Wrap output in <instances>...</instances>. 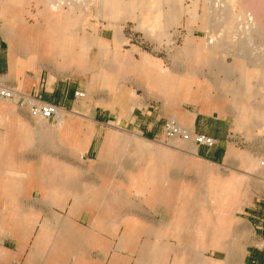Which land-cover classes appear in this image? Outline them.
I'll use <instances>...</instances> for the list:
<instances>
[{"label":"crops","instance_id":"obj_1","mask_svg":"<svg viewBox=\"0 0 264 264\" xmlns=\"http://www.w3.org/2000/svg\"><path fill=\"white\" fill-rule=\"evenodd\" d=\"M108 2L115 10L113 17L118 19L122 13L119 10L125 5L115 0ZM118 31L115 30L116 35ZM70 39L69 35L55 31L43 42L38 35H31L24 43H30L26 55L20 54L23 60H16L11 40L0 27L1 78L60 109L57 126L53 121L36 122L15 106L0 105V264H189V259L198 256V244L201 249L226 251L231 214L223 210L218 213L220 222L214 221L212 181L208 196L201 197L197 194L204 187L197 180L184 181L181 172L171 176L165 169V160L161 166L157 162L137 168L131 155L104 148L131 142L125 138H105L106 143L100 136L102 125L115 116L116 121L125 120L128 124L132 111L128 112L127 107L118 109L132 103L127 89V100L112 95V109L105 113L99 107L90 109L77 104L74 93L80 87L66 81L65 76L58 77L57 71L42 75L17 69L27 63L54 65L58 69L77 63L80 66L64 73L84 76L87 72L96 80V54L94 68L86 69L83 54L79 47L75 49L76 40ZM17 40L21 47L22 38ZM118 43H110L113 74L124 62L126 74L132 76L133 57L125 55L117 63V51L123 50ZM144 74L148 87L159 88L156 93L170 105L179 124L216 139L213 147H196V157L212 164L229 159L231 149L225 137L230 130L225 133L223 118L228 114L234 116L235 122L243 118L251 95L245 90L242 97L238 87L224 83L218 88L222 92L209 96L214 85L200 88L190 75ZM111 79H117V75ZM227 94L229 99L225 98ZM188 103H197L200 111L178 108ZM205 109L216 110L219 116L204 113ZM258 111L246 116L254 127H260L255 118ZM87 119L91 120L89 127ZM150 119L147 127L156 130L158 123ZM259 165L261 170L252 175L260 181L264 178V159L259 160ZM231 178H238L232 191ZM245 183L244 175L227 176L222 182L228 209L231 193L237 195L239 188L244 194ZM260 191L261 187L246 217L253 244L243 254L240 249L230 252L235 264H264V202L259 199ZM222 195L217 197L223 199ZM202 262L207 264L203 259Z\"/></svg>","mask_w":264,"mask_h":264},{"label":"rangeland","instance_id":"obj_2","mask_svg":"<svg viewBox=\"0 0 264 264\" xmlns=\"http://www.w3.org/2000/svg\"><path fill=\"white\" fill-rule=\"evenodd\" d=\"M115 1L125 5L119 10L122 13L116 20L113 17L115 10L108 0H0V27L11 40V52L16 60L22 59L20 54L25 53L30 45L28 42L24 44L25 40H29L31 35H38V40L43 42L53 31L63 36L69 35L70 41L76 40L75 49L79 47L83 54L86 69L94 68L96 54L97 81L93 74L87 72L86 76L64 73L80 66L77 63L75 66L62 67L64 69L54 65L27 63L17 66V69L42 75L57 71L58 77L64 79L65 76L66 81L80 87L78 91L83 96L77 98V104L90 109L99 107L105 113L112 109V95L118 94L124 101L127 100L124 98L127 89L132 95V103L125 107L119 106L118 109L125 110L127 107L128 112L132 111L128 124L125 125V120L116 121L113 114L114 120L106 121L100 128V136L103 141L105 138L129 139L131 144L115 143L104 148L113 149V153L131 155L133 165L137 168H147L150 163H160V166L164 163L171 176L181 172L184 181L197 180L204 187L199 188L198 196H208L209 183L212 181L215 190L214 221L220 222L218 213L223 210H229L231 214L227 250L201 249V244H198V256L189 259V264H203L202 259L207 264H235L230 252L240 249L243 254L245 248L253 244L246 229V217L262 186L257 175H253L261 170L259 160L264 159V129L261 127L264 119L258 118V114L264 112V0ZM116 29L119 30L117 35ZM17 36L22 38L21 47ZM113 42H120L118 44L123 46V50L117 51V63H121L120 59H125V55L133 57L132 76L126 74L124 62L118 65L117 74H113V51L110 49V43ZM205 56L208 59L204 60ZM146 72L150 76L159 73L176 77L190 75L200 88L214 85L208 92L209 96L214 95L215 91L222 92L219 86L222 88L224 83L238 87L242 97L245 90L251 95L249 111L246 110L243 118H238L237 122L229 114L223 118L225 133L230 130L225 137L231 149L229 159L219 164L205 162L196 157V147L199 145L193 140L181 136L168 138L165 135L164 127L169 121L182 130L193 134L196 132L188 130L186 124L177 122L170 105L156 93L159 88L148 87L144 79L146 74L142 76ZM116 75L117 79H111ZM3 80L10 87L27 94L14 83ZM225 98L229 99L230 96L227 94ZM0 105L20 108L36 122L53 121L57 124L59 121L58 116L49 120L34 117L15 100L0 99ZM178 108L190 112L200 111L197 103L178 105ZM256 109H260L255 116L260 127H254L246 119ZM203 111L219 116V112L213 109ZM149 112L150 115L147 114ZM151 117L159 125L156 130L147 127L152 122ZM90 121L86 120V127H89L87 123ZM105 141L108 143V140ZM234 175H244L246 190L244 194L240 191L237 195L231 193L228 209V200L224 198L227 191L221 184L227 176ZM237 180L231 178V191ZM216 193L218 196L222 193L223 199L218 198Z\"/></svg>","mask_w":264,"mask_h":264},{"label":"built area","instance_id":"obj_3","mask_svg":"<svg viewBox=\"0 0 264 264\" xmlns=\"http://www.w3.org/2000/svg\"><path fill=\"white\" fill-rule=\"evenodd\" d=\"M75 98H80L83 94L80 91L74 93ZM0 99L2 100H15L21 106L27 108L30 115L34 117H39L44 120L53 119L58 115L59 106L43 101L36 95L24 94L17 91L16 89L10 87L5 83V81L0 76ZM165 135L168 138L174 136H181L184 139H191L199 146L213 147L216 145L217 141L213 137L206 136L204 134H193L192 132H187L182 130L177 124L172 121L166 123L164 127ZM261 192L259 193V199L264 202V178H260Z\"/></svg>","mask_w":264,"mask_h":264},{"label":"bare ground","instance_id":"obj_4","mask_svg":"<svg viewBox=\"0 0 264 264\" xmlns=\"http://www.w3.org/2000/svg\"><path fill=\"white\" fill-rule=\"evenodd\" d=\"M255 116H257V114H255ZM258 118L260 119V118H263L264 119V112H261V113H259L258 114ZM264 124V122L262 123V125ZM178 126V125H177ZM262 127V126H261ZM264 128V127H263ZM243 180V179H242ZM230 183V182H229ZM235 190V189H234ZM238 191H240L241 192V190L238 188L237 190H236V192L238 193Z\"/></svg>","mask_w":264,"mask_h":264}]
</instances>
